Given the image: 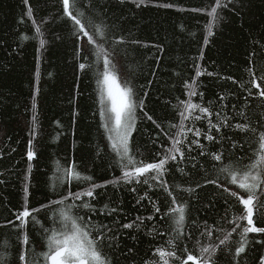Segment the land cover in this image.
Segmentation results:
<instances>
[{"label":"trees","instance_id":"obj_1","mask_svg":"<svg viewBox=\"0 0 264 264\" xmlns=\"http://www.w3.org/2000/svg\"><path fill=\"white\" fill-rule=\"evenodd\" d=\"M87 2L83 0V3ZM163 2L175 3L177 7L137 8L132 0H126L123 4L117 0H99L100 5L108 6V14L112 18L109 23L119 18L116 21L118 35L122 24L124 35L127 36L130 30L132 37L148 45L123 46V65L127 69L125 74L133 78L140 97L143 98L144 91H148L145 110L161 125L164 132L138 110L139 131L133 133L135 147L132 154L137 160L153 162L159 158L156 152H163L171 146L169 137L176 136L180 130V112L183 110L180 102L189 99L187 93L190 89L186 84L193 86L195 81L194 90L197 95L192 96L191 101L208 107L212 112L213 123H219L227 117L233 125L244 123L257 128L255 135L240 132L234 127L222 128L221 133L213 129L212 134L217 139H220L221 134H227L233 141L244 145L236 150L228 149L233 160L243 158L239 161L243 168L254 160V149L258 147L255 141L258 133L264 131V99L257 95L256 89H253V96L249 97L241 88V83L249 79L246 72L249 66L248 53L254 51L257 54L253 57L254 62L264 60V0H243L242 10L239 4L237 11L224 10L222 14L225 19L214 29L215 35L207 47L203 45L204 25L210 18L204 13H193L185 9L202 8L205 3L212 4L214 0ZM29 6L33 9L31 19L26 14ZM93 11L100 10L97 8ZM37 25L41 27L42 36L35 32ZM40 39L46 41L43 48H40ZM152 45L162 47L163 51ZM76 47L71 24L63 17L60 0H29L28 5L24 0H0V178L5 180V183L0 184V224L6 218H14L13 213L22 210L26 198L30 208H39L50 200L59 199L60 195H66L69 187L72 191H81L93 182L103 185L122 174L119 167H114L115 154L108 146L103 129L99 127L98 93L94 75L91 70H77L80 58L76 56ZM197 65L205 72L204 75L196 76ZM207 72L217 75L210 77ZM221 77H232L236 83ZM149 80H152L151 87L148 85ZM221 96L225 99L221 100ZM33 103L36 104L35 109ZM233 104L236 109H233ZM238 111H244L248 119L237 115ZM217 112L220 113L219 118ZM34 114L36 136L33 146L37 155L31 161L32 171L29 175L26 153ZM199 114L198 111L193 113L194 116ZM207 120V117L199 121L192 118L185 120V131L193 127L207 132ZM187 137L186 144L195 138L192 133H187ZM198 139L208 154L222 150L221 144L207 141L203 135ZM228 143L224 141L225 148ZM199 152L200 149L193 146L191 155L196 157L195 170L190 161L175 165L170 161V170L164 177L177 203L188 202L190 205L184 231L190 233L192 238L186 239L184 244L194 255L199 254L197 239L202 244L218 243L217 237L223 235L218 229L230 231L232 225L227 221L239 215L237 210L242 208L234 198L223 193V188L205 184V180L217 177L213 165L219 167V162L213 161L210 155L200 156ZM185 153L187 155L186 148ZM73 165L82 175L91 176L92 181L78 185L72 181L71 186L66 183L59 194L54 193L52 188L57 176L62 175L63 168ZM26 183L29 188L27 197L23 191ZM197 183L203 185L196 189L198 200L195 194L190 196L186 191L195 188ZM219 183L237 190L222 176ZM133 186L137 188L136 192L130 190ZM96 191L101 193L94 201L98 208L105 204L109 205V210L118 207L120 211L116 218L120 224L135 221L132 229H121L119 242L122 254L117 264H151L153 261L162 264L158 254L154 253L161 247L166 251L172 250L167 243L174 235L169 230L170 222L167 217L161 219V215L172 207V197L161 188L149 189L144 184L121 183L113 186L109 183L107 187ZM144 192H148L149 198L160 206L161 213L153 211L148 199L137 203ZM79 214L85 215L84 211ZM150 215L153 216L151 221L146 219ZM51 217L52 210L43 209L37 214L40 223L35 226L29 224L30 246H35L36 253L46 250V237L41 231V225L52 228ZM137 217L142 218L143 223ZM94 219L112 225L114 217L97 213ZM245 223L241 221V224ZM205 228L213 230L211 240L207 236L201 237L200 233ZM239 231L233 234L232 241L239 240ZM248 239L252 242V250L242 254L240 264H259L256 258L264 255V246L254 241L264 239V236L250 233ZM21 248L15 232L10 227H0V264H20L18 255ZM129 248L132 249L131 253L127 252ZM234 248L235 244L230 245V251L221 246L214 257L216 264H235L231 259ZM186 255L183 253V258Z\"/></svg>","mask_w":264,"mask_h":264},{"label":"snow or ice","instance_id":"obj_2","mask_svg":"<svg viewBox=\"0 0 264 264\" xmlns=\"http://www.w3.org/2000/svg\"><path fill=\"white\" fill-rule=\"evenodd\" d=\"M60 2L62 4L63 17L70 22L77 42L75 51L76 56L80 58L77 63V70L79 72L91 70L94 75L98 93L99 127L103 129L108 146L115 154L114 167H119L122 174L112 181H106L103 185L93 182L81 191H72L71 187H69L66 195H60L59 199L50 200L48 204H42L39 208H30L26 198L22 210L14 212V218H6L0 224V227H10L15 232L18 242L22 245L18 255L20 264H117L122 254L119 242L122 235L121 229H132L135 221L120 224L119 219L116 218L120 211L118 207H112L109 210L108 204L103 205L102 208L96 206L94 201L101 194L97 193L96 190L107 187L109 183L113 186H119L121 183L124 185L144 184L149 189L158 187L172 197V207L161 215L162 220L167 217L170 222L169 230L174 234L173 238L167 241L172 250L166 251L161 247L157 248L154 253V255L158 254L162 264H170V261L172 264H189V262L191 264H216L214 257L221 250V246H225L230 251L231 244H235L234 254L231 255V259L235 264H240L242 254H245L246 250H252L250 247L252 242L249 241L248 234L254 233L264 236V226H258V224L264 225V131L258 133V139L255 141L258 147L254 149V160L241 168L239 161L243 158L233 160L228 149L236 150L243 148L244 145L233 141L227 134H221L220 139H217L212 134L213 129L216 133H221L222 128L232 129L234 127L240 132H251L255 135L257 134V128L252 127L251 124L244 123L233 125L229 123L227 117L219 123H213L210 109L191 101V97L197 95L194 90L195 81H193V86L186 84V87L190 89L187 93L189 99L180 102L183 105V110L180 112V130L176 136L169 137L171 146L163 150V152H156L155 155L159 158L153 162L137 160L132 151L135 147L133 133L139 131L138 110L157 128H161V125L157 124L145 110L148 91L145 90L143 98H141L133 84V78H129V75L125 74L127 69L123 65L125 55L123 46L131 44L133 46L148 47V45L132 37L130 30H128L129 34L127 36L124 35L125 29L122 24L119 26L120 34L118 35L116 21L119 18L109 23L112 18L108 14V6L100 5L99 0H88L87 4L83 3V0H60ZM117 2L123 4L126 0H117ZM132 2L137 8L153 6L173 9L177 7L175 3L163 2V0H132ZM24 3L28 5L29 0H24ZM238 4L242 10L244 7L243 0H214V3H205L202 8L185 9L193 13H204L210 18L204 25V47H207L210 39L215 35L214 29L218 28L224 21L225 17L222 14L224 10L237 11ZM97 8L100 10L99 12L93 11V9ZM26 14L30 19L33 17L31 6L28 7ZM237 14L239 13L237 12ZM35 23V20H33V24ZM35 32L38 36L43 35L39 25L36 26ZM24 38L27 39V37ZM39 44L40 48H43L46 41L40 39ZM152 46L157 47L161 52L163 51L160 46ZM256 55L254 51L248 53L249 66L246 68V72L249 79L246 83H241V88L248 93L249 97L253 96V89H256L258 90L257 95L264 99V60L258 63L254 62L253 57ZM200 56L201 58L203 57V50H201ZM157 63H159V57L157 58ZM204 74L205 72L197 65L196 76L199 77ZM206 74L210 77L217 75L213 72H207ZM152 75L154 76L155 73L153 72ZM221 78L233 80L232 77ZM233 83H236V81L233 80ZM148 85L151 87L152 80L148 81ZM200 95L202 97L203 93ZM220 99L224 100L225 97L221 96ZM32 107L35 109L36 104L33 103ZM221 107L223 108L224 105H221ZM233 109H236L235 104H233ZM197 111L200 114L194 116L193 113ZM237 115L248 119L244 111H238ZM216 116L219 118L220 113L217 112ZM204 117L208 118L207 132L193 127H188L185 131V120L192 118L194 121H199ZM32 120L33 129L30 132L31 138L28 141L26 153L29 161V175L32 171L31 161L37 155L33 146V140L36 136L35 114ZM161 131L164 132V129L161 128ZM187 133H192L195 138L186 144L185 142L188 140ZM164 134L168 135L167 132ZM202 135L207 141L221 144L222 150L210 154L206 153L204 145L198 139ZM224 141L229 142L227 148L224 147ZM153 143H155V140ZM193 146L200 149V156L210 155L213 161L219 162V167L213 165L214 170L217 172V177L205 180V184L215 185L218 189L223 188V193H227L228 197L234 198L236 204L242 206L241 209L237 210L239 215L227 221V223L232 225L230 231L225 232L223 228L218 229L223 233L222 237H217L218 243L202 244L199 239L196 240V244L199 245L198 255L189 252L187 245L184 244L186 239L192 238L190 233L184 231L186 220L190 214V205L188 202L177 203L176 197L169 190L167 180L164 179L170 170V161L174 165L179 162L190 161L192 162V169L195 170L197 168L196 157L191 155ZM185 148L187 149V155ZM221 176L227 183L234 185L237 190H231L220 184ZM27 179L28 177H26ZM92 179L91 176L82 175L76 166L73 165L63 168L62 175L57 176L52 190L54 193L59 194L66 183L71 186L72 181H76L78 185L84 181H92ZM3 183H5V180L0 178V184ZM202 187L203 185L197 183L195 188H189L186 191L189 192L190 196L195 194V198L198 200L199 196L196 194V189ZM130 190L136 192L137 188L133 186ZM23 191L25 197H27L29 195L27 183ZM223 193L219 195L222 196ZM85 197L88 199L85 200ZM144 199L149 200L155 213H161L160 206L149 198L148 192H144L140 199L137 200V203L139 204ZM225 200L227 202V198ZM77 201L80 203H77ZM43 209L52 210L53 227L45 228L41 225V231L46 237V250L36 253L35 246H30L28 227L30 223L33 226L40 223L37 219V214ZM80 211H84L85 215H80ZM227 211L225 215H227ZM97 213L102 216H113V224L110 225L103 221L95 220L94 217ZM146 219L151 221L153 216H147ZM137 220L143 223L142 218L137 217ZM241 221H246V223L241 224ZM136 227L139 228V225H136ZM238 229H240L239 240L232 241L231 237L234 233H237ZM160 234L163 235V233ZM200 235L201 237L207 236L211 240L213 230L205 228ZM254 243L264 246V239H256ZM127 252L131 253L132 249L129 248ZM178 252L181 254L178 255ZM183 253H187L186 258H183ZM256 259H258L259 264H264V255H260ZM151 264H159V262L153 261Z\"/></svg>","mask_w":264,"mask_h":264},{"label":"bare ground","instance_id":"obj_3","mask_svg":"<svg viewBox=\"0 0 264 264\" xmlns=\"http://www.w3.org/2000/svg\"><path fill=\"white\" fill-rule=\"evenodd\" d=\"M4 20V19H3ZM62 167V166H61ZM97 174V173H96ZM26 182V181H25ZM145 202V201H144ZM3 253V252H2Z\"/></svg>","mask_w":264,"mask_h":264}]
</instances>
